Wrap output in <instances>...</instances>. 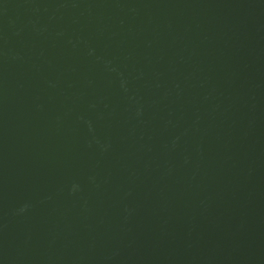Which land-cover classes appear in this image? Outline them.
<instances>
[{
	"label": "water",
	"instance_id": "obj_1",
	"mask_svg": "<svg viewBox=\"0 0 264 264\" xmlns=\"http://www.w3.org/2000/svg\"><path fill=\"white\" fill-rule=\"evenodd\" d=\"M0 264H264V0H0Z\"/></svg>",
	"mask_w": 264,
	"mask_h": 264
}]
</instances>
